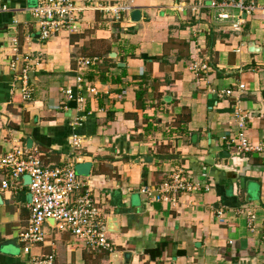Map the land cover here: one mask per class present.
Returning a JSON list of instances; mask_svg holds the SVG:
<instances>
[{
    "label": "crops",
    "instance_id": "obj_1",
    "mask_svg": "<svg viewBox=\"0 0 264 264\" xmlns=\"http://www.w3.org/2000/svg\"><path fill=\"white\" fill-rule=\"evenodd\" d=\"M35 1L0 0V155L18 147L43 165L90 163L79 179L103 204L113 249L84 248L48 221L44 243L24 254L27 190L0 191V264L52 252L53 264H264V17L233 32L210 0H132L119 21L88 12L78 33L43 42ZM24 56L37 61L28 102L15 80ZM79 58L98 63L79 71ZM239 133L261 151L237 152ZM177 169L199 191L156 200Z\"/></svg>",
    "mask_w": 264,
    "mask_h": 264
},
{
    "label": "built area",
    "instance_id": "obj_2",
    "mask_svg": "<svg viewBox=\"0 0 264 264\" xmlns=\"http://www.w3.org/2000/svg\"><path fill=\"white\" fill-rule=\"evenodd\" d=\"M132 0H36L35 5L28 10L37 28L40 41H47L60 32L76 34L79 31L81 16L88 12H99L110 21L121 20L122 14L132 10ZM215 13V20L226 22L233 32H239L246 20L255 14L264 17V6L251 0H210ZM17 50L18 42L13 39ZM238 50H236L237 52ZM22 66L16 71V82L21 99L28 102L32 99L33 87L29 83V73L36 66L37 61L28 56L20 57ZM11 63V67L16 66ZM98 63L97 58H79L76 66L79 71L93 67ZM193 72L205 70L193 65ZM79 87L82 80L76 78ZM243 89V85H239ZM88 92L95 93L94 88ZM67 101L81 103L82 97L77 96L70 89L61 90ZM225 91V95H231ZM64 109H67L66 104ZM239 129L244 128L243 117L238 119ZM237 152H259L263 144L253 145L247 142L242 133L232 141ZM71 145L78 149L80 142L77 136H72ZM27 176L29 183L23 178ZM26 188L28 200L26 209L28 219L26 226L18 233L17 239L21 244V251L29 254L33 247L45 241L44 227L52 221V228L58 232L68 233L75 242L84 248L98 249L111 252L113 244L108 238L107 227L103 223L104 207L100 200L85 187L74 172L73 165L48 166L43 165L39 158L29 151L14 147L5 155H0V191L16 194ZM205 190L207 188L205 187ZM155 196L158 200H168L164 194L177 192L195 193L199 191L197 184L189 181L182 169L173 171ZM141 193L150 196V190L141 189ZM173 203V199H171ZM248 215L251 223L253 216ZM54 253L41 256H31L30 264H53Z\"/></svg>",
    "mask_w": 264,
    "mask_h": 264
},
{
    "label": "water",
    "instance_id": "obj_3",
    "mask_svg": "<svg viewBox=\"0 0 264 264\" xmlns=\"http://www.w3.org/2000/svg\"><path fill=\"white\" fill-rule=\"evenodd\" d=\"M139 19V11L138 10H133L131 13V20L132 21H138ZM70 106L74 107L73 102L70 104ZM31 145V140H27V148H29ZM91 164L90 163H78L74 166V172L77 176H86L89 173ZM24 182L27 184L29 183V178L27 176H25L23 178ZM52 222V221H51ZM108 230V229H107Z\"/></svg>",
    "mask_w": 264,
    "mask_h": 264
}]
</instances>
